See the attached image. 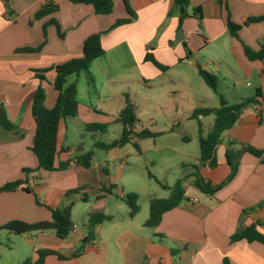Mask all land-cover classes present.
I'll return each instance as SVG.
<instances>
[{
	"label": "crops",
	"instance_id": "0c3cea01",
	"mask_svg": "<svg viewBox=\"0 0 264 264\" xmlns=\"http://www.w3.org/2000/svg\"><path fill=\"white\" fill-rule=\"evenodd\" d=\"M126 1L136 13V18L131 24L114 28L118 21L130 18L121 0H116L113 13L105 16L96 15L91 5H76L68 0H10L8 3L0 0V101L4 99L7 102L4 106L0 105V110L16 126V130L7 131L0 125V187L27 179L28 187L41 203L38 205L33 194L21 190L0 193V229L12 221H50V209H63L70 203L74 205V229L65 240L58 238L55 231L16 235L0 230V238L11 241L10 249H16L17 264L29 258L36 260L37 252L44 249L55 250L69 259L48 256L43 264H224L225 260L229 264H264V245L231 241L238 230L243 211L255 208L254 213L248 212L245 225L264 221V206L259 207L264 204V62H250L245 57L242 44L232 37L227 26L228 11L232 21L237 24L251 17L264 16V0H189L188 14L192 16L196 9H200L203 19L201 22L195 18L187 19L180 32L177 30L179 11L174 0ZM49 2L58 7L57 12L36 20L35 15ZM52 21L58 22L64 38H60L56 27L50 25L46 32L47 43L41 52H19L25 48L40 47L45 41L44 27ZM103 32L105 56L98 60H104L106 65H97L96 68L107 81L111 68H119L118 62L125 58L133 62L129 64L131 68H140L142 78L147 83V93L155 98V102L164 103L166 98L185 94L192 98L191 109L176 106L166 116L168 122L164 128L157 129L155 133H181V129L185 131L188 126L187 121L194 120L192 114L196 109L220 106L219 95L215 91L211 95L196 80L188 83L180 80L181 85L175 80L164 82L176 68L181 65L196 67L202 57L205 58L202 65L204 70L210 68L228 81V84L219 81V92L229 104L254 97L258 89L262 93V97L256 98L257 102L243 112L237 124L224 133L217 149L218 166L200 169L213 186L223 185L221 190L213 195L204 194L202 198L188 196L179 207L166 212L157 227L146 226L149 217L136 224L139 213L132 218L130 209L124 213L120 207L123 201L116 195H126L124 187L117 184L125 173L121 166H127L129 156H133L125 154L117 157L125 147L105 151L113 154L108 157L109 161L105 160L106 166L102 165L105 161L98 160L101 158L98 152L103 150L93 148L95 157L89 169L72 165L59 172L37 171L38 161L31 151L36 123L30 97L40 85L36 72L45 77L42 82L46 94L45 106L52 109L57 98L53 88L56 74L52 69L82 57L85 40ZM249 32H254L257 39L264 38V23L253 24L240 33L241 40L247 46L255 51L260 50V42L256 45L255 40L250 39ZM174 41H177L175 46L172 45ZM150 49H153L154 58L168 68L166 71L155 69L145 61ZM111 51H115L113 60L109 55ZM98 60L91 67L99 64L96 63ZM113 62L117 64L112 65ZM45 70L50 71L42 73ZM72 77L69 83L77 85L80 115L86 105L79 99L78 87L84 80L89 89L88 75ZM162 86V90L156 91ZM185 90L186 93L183 92ZM84 94L89 97L90 92ZM112 97L114 94L107 87L103 103L106 104V100ZM201 97L215 106H204L205 101L200 100ZM124 107H113V110L105 112L101 108V112L106 117L116 119ZM83 112H86L85 109ZM201 122L203 125V120ZM189 125L195 126L194 123ZM67 129L69 118L60 127L59 138L64 131L67 133ZM197 138L199 147L198 135ZM191 139L185 136L181 140L187 144ZM59 144L70 149L60 141ZM244 147L262 151L263 155L257 157L249 152L243 153L239 157L235 176L229 180L232 169L228 159L230 163H236L238 159L235 154ZM75 153L86 152H75L71 148L69 152H62L58 160L67 161L76 156ZM137 154L143 156V152ZM195 159L193 164L181 163L182 166H189L185 176L192 172V165L199 164L200 149L199 157ZM118 160L121 161L120 166L116 165ZM110 161L114 171L110 170ZM23 169L35 172L24 178ZM110 185H116L117 189L111 194L101 191L102 187ZM75 189L81 190L67 195ZM99 195L104 198L98 199ZM152 199L149 200V216ZM96 211L113 219L97 226L95 240L88 243L80 255L71 258L88 236L89 216ZM258 230L264 234V225L259 226ZM175 251H179L176 256Z\"/></svg>",
	"mask_w": 264,
	"mask_h": 264
},
{
	"label": "trees",
	"instance_id": "16d2710c",
	"mask_svg": "<svg viewBox=\"0 0 264 264\" xmlns=\"http://www.w3.org/2000/svg\"><path fill=\"white\" fill-rule=\"evenodd\" d=\"M8 3L10 0H3ZM76 5H91L93 6L96 15L105 16L113 13L116 0H68ZM126 5V10L130 15V18L118 21L114 28L131 24L135 18L136 13L130 8L126 0H122ZM174 5L179 11V25L178 32L181 31L183 23L189 18H195L197 21H202L201 10L196 9L194 15L190 16L187 12L189 7V0H174ZM227 7V6H226ZM227 9V8H226ZM58 7L52 3L45 5L36 15V20H40L46 16H49L57 12ZM228 11V9H227ZM264 23V16L251 17L244 20L242 23H234L231 19V14L228 11L227 14V26L230 34L233 38L239 41L244 49L245 57L250 61H262L264 62V39L260 43V50L255 51L249 46H247L242 40L240 33L246 28L253 24ZM55 26L57 33L60 38H64L61 32V27L57 21H52L44 27L45 41L38 48H25L21 49L19 52L24 53H39L47 43V28L48 26ZM105 32L96 33L89 36L83 44V55L80 58L72 59L64 64L58 65L52 70L55 71L56 77L53 83V88L57 92V98L55 105L52 109H48L45 106L46 94L42 82L45 81L44 75L40 72H36V78L40 81V85L35 90V92L30 97V102L32 103V114L36 123V131L31 147V151L35 155L38 161V170H44L46 172H59L67 170L72 165H77L84 169H89L94 161L95 151L90 150L86 153H79L73 156L67 161H59L58 158L62 152H69V148H65L59 144L60 127L66 119L75 117L78 115L79 108L81 106L78 100V89L76 83H69V78L72 76H80L81 74L88 75V81L91 83L93 81L92 76L89 75V69L93 62L101 59L105 56V50L102 46V38ZM187 49V45L185 44ZM152 50L147 52L145 57L146 62L154 64L161 71H166L168 68L161 65L153 56ZM199 74L204 79L206 84L215 91L220 97V106L213 109H196L192 118L198 120L199 126V149H200V160L199 164L192 165V172L180 179L173 188L163 186L166 190H170V195L167 198H154L150 202V216L146 222L148 227H157L161 223L162 217L166 212H169L177 207H179L188 198L186 193L185 182H188L192 187L199 190V192L206 195H213L221 190L223 185L213 186L209 180H207L201 174V167L215 168L218 166L217 159V149L222 143L223 135L226 131L232 129L239 121L243 112L247 107L254 105L257 101L256 98L262 97L261 90L258 89L255 92L254 97L244 99L242 102L237 104H229L225 99L224 95L219 92V81L215 76L204 70L201 65L198 66ZM50 70H45L42 73H47ZM214 115L215 121L211 132L204 136L203 135V125L201 122V117H207ZM116 123L121 124L122 132L121 136L111 143H95L94 148L97 150L109 151L115 148H123L129 144H132L138 153H141L140 142L156 139L161 136V133H155L147 129H138L139 120L136 116V107L131 101H126V106L120 112L115 120ZM0 125L3 129L7 131L16 130V126L13 125L3 110H0ZM106 125L103 124H89L86 126L87 130H106ZM249 152L257 157L263 155L262 151L256 150L252 147H244L241 151L235 154L238 159L236 163H230L232 173L229 176L231 180L239 167V157L245 153ZM264 161V157H263ZM25 174H30L35 171L31 169H23ZM149 177H152L149 175ZM117 189L116 185H110L109 187H102L101 191L106 193H112L113 190ZM24 191L28 194H33L35 201L38 205H41L39 199L36 197L35 193L28 187L27 179L17 180L14 182L7 183L0 187V193H11L17 191ZM81 189H75L68 192L67 195L76 194L80 192ZM116 197L123 202H125L130 208V217H135L139 211L140 206L138 205L137 194H128L124 197L116 195ZM104 196L99 195L98 199H102ZM264 206V204L259 205V207ZM73 203L63 209H50L52 219L50 221H41L37 223H26L23 221H12L0 230H5L9 233L16 235L31 234L46 231H55L58 238L65 240L69 237L74 229V224L72 221V210ZM255 210V208L243 211L238 230L231 237L233 243L247 241L248 243H260L264 245V234L258 230V227L264 225V221H258L250 225H245V220L248 212ZM112 216L106 215L103 212L96 211L90 214L88 222V236L81 242L79 249L71 257H77L80 255L86 245L95 240L96 228L100 224L111 221ZM179 251H175L176 256ZM37 259L32 258L27 259L23 264H43L48 256H57L61 260H67L68 257L63 256L60 252L51 249L39 250L37 252ZM224 264H229L227 260Z\"/></svg>",
	"mask_w": 264,
	"mask_h": 264
},
{
	"label": "rangeland",
	"instance_id": "374dc122",
	"mask_svg": "<svg viewBox=\"0 0 264 264\" xmlns=\"http://www.w3.org/2000/svg\"><path fill=\"white\" fill-rule=\"evenodd\" d=\"M248 34L250 39L255 40L256 45L258 42L261 43L264 39H257L254 32H249ZM176 44L177 41L172 43L173 46ZM114 54L115 51L109 53L112 60L114 59ZM204 61L205 58L202 57L196 67L181 65L179 68L173 70L169 74L171 77L165 78L164 82L175 80L181 85L182 81L180 80H184V82L187 83L196 80L198 83H202V87L206 91H210L211 95H214L212 94L213 90L209 86L207 87L205 84L206 82L198 73V66L201 65L202 67ZM96 63L99 64H94L89 69V75H93V81L89 83V89L87 90L84 80L78 87L79 99L85 103L86 107L82 109L80 115L69 118V129H67V133L64 131L59 138L60 143H63L64 146H69L70 149L73 148L75 152L90 151L97 142L108 144L121 136V124L116 123L114 117H106V115L102 114L101 108H104V112L105 110H113V107L117 106H122L123 108V106H126V101L129 100L136 107V116L139 120L138 129H147L156 132L157 129L161 130L164 128V124L168 122L166 116L174 111L176 106L186 107L187 109L193 107L192 98L186 94L181 97L166 98L164 103L155 102V98H151L147 93V83L142 78L140 68H131L129 64H133V62H129L128 59L124 58L122 61L118 62L120 63L119 68H111L112 70L109 73L111 76L108 81L105 75L100 73L98 68H96L97 65H106V62L104 60H98ZM115 64L117 63H112V65ZM151 65L156 69L154 64L151 63ZM95 70L97 72H95ZM206 71L212 73L220 83L228 84V81L218 75L216 71L212 72L210 68ZM236 72H239V70ZM73 77L71 79H75ZM105 85L108 87V90L114 94V97L106 100V104L103 103L105 101L103 96L107 92V87H105ZM126 86H128L129 89H125ZM162 88L163 86L156 88V91L162 90ZM253 89L254 88L251 90ZM87 91L90 92L89 97L87 94H84V92L86 93ZM186 91L187 90L183 92L186 93ZM197 99L198 98L195 100ZM199 99L205 101L204 106H215V104H211L212 102L205 100L204 97ZM250 107L251 106L247 107V110ZM84 109L86 112H83ZM201 120H203L204 126L203 135L206 136L209 134L214 124V116H207ZM93 123L106 125L107 128L106 130H87L86 126ZM190 123H194L195 126L189 125ZM197 123V119L192 120V122L187 121L188 126L185 128V131L181 129V133L168 131L165 135L161 134V136L156 139L141 141L139 148L141 152H143V156L137 154V150L132 144L125 146L124 150H122L123 152L117 155V157L125 154L133 155L131 157L129 156L127 166H121L125 173L122 180L118 181L117 184L124 187L126 195L137 194L139 196L137 203L140 206V211L136 224L141 223V220L149 217L150 198L169 197L171 191L166 190L163 186L173 188L176 183L189 172V166H182L181 163L193 164L196 162L195 158L199 157L197 141V135L199 136V133L197 132ZM185 136L192 138L187 144H184L181 140ZM98 154L101 155V158H98L99 161L101 159L107 161L108 157L113 155H109L105 151H99ZM114 156L116 155L114 154ZM106 161L103 162V166H106ZM117 162L118 164L116 165L120 166L121 161L118 160ZM109 165L110 170L114 171L111 161ZM22 175L24 178L27 176L25 173ZM149 175L152 177H149ZM184 186L186 187L187 196H196L197 198L204 197L203 193L192 187L188 182L184 183ZM120 207L124 213L130 209L125 202H121ZM253 211L254 210L250 211V213H254ZM0 242V264H17L18 256L15 252L16 249H10L12 247L11 241L2 237V239L0 238Z\"/></svg>",
	"mask_w": 264,
	"mask_h": 264
},
{
	"label": "built area",
	"instance_id": "2783aa9c",
	"mask_svg": "<svg viewBox=\"0 0 264 264\" xmlns=\"http://www.w3.org/2000/svg\"><path fill=\"white\" fill-rule=\"evenodd\" d=\"M6 104H7V102H6L4 99L0 101V105H1V106H4V105H6Z\"/></svg>",
	"mask_w": 264,
	"mask_h": 264
}]
</instances>
